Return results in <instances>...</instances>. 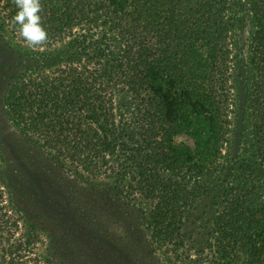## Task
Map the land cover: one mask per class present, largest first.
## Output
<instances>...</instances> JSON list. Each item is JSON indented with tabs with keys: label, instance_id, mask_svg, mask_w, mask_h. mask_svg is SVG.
Returning a JSON list of instances; mask_svg holds the SVG:
<instances>
[{
	"label": "trees",
	"instance_id": "trees-1",
	"mask_svg": "<svg viewBox=\"0 0 264 264\" xmlns=\"http://www.w3.org/2000/svg\"><path fill=\"white\" fill-rule=\"evenodd\" d=\"M41 4L48 42L29 48L12 23L13 0H0V26L25 47L27 62L5 92L21 133L36 139L75 182L90 186L88 194L101 206L111 204L115 212L135 204L139 231L170 259L264 264V194L256 195L251 178L260 168L252 164L240 166L242 184L220 186L210 214L197 217L200 247L184 229L222 167L233 33L245 12L253 23L251 140L264 168V0ZM183 134L191 141L177 142ZM38 237L35 224L23 228L19 206L0 185V264H42ZM132 246L136 256L124 248L120 264H152L153 250L141 242Z\"/></svg>",
	"mask_w": 264,
	"mask_h": 264
},
{
	"label": "rangeland",
	"instance_id": "rangeland-1",
	"mask_svg": "<svg viewBox=\"0 0 264 264\" xmlns=\"http://www.w3.org/2000/svg\"><path fill=\"white\" fill-rule=\"evenodd\" d=\"M252 30L251 16L245 12L233 33L232 105L228 139L220 159L222 167L210 179V192L185 222V231L194 232L195 246L200 247L203 241L196 227L200 223L197 217L210 214V202L220 186L242 184L237 177L242 164L260 168L251 179L256 195L264 194V168L255 157L248 108ZM24 50L25 47L9 34L5 26H0V185L8 198L19 206L23 228L36 225L39 231L37 250L42 264H120L126 257L124 248L129 257L136 256L138 250L134 248L136 246L131 247V243L139 242L141 248L144 245L154 251L152 264H192L170 259L149 242L145 232L137 227L139 211L135 204L119 210L115 208V212L111 210V204L106 203L111 209L101 206L88 194L90 186L75 182L74 177L64 172L36 139L21 133L5 106V92L11 76L27 62L22 57ZM176 141L191 139L183 134L177 136ZM107 233L109 243L104 238Z\"/></svg>",
	"mask_w": 264,
	"mask_h": 264
},
{
	"label": "clouds",
	"instance_id": "clouds-1",
	"mask_svg": "<svg viewBox=\"0 0 264 264\" xmlns=\"http://www.w3.org/2000/svg\"><path fill=\"white\" fill-rule=\"evenodd\" d=\"M16 6L12 23L18 27L19 36L29 48L43 47L48 42V33L41 22V0H13Z\"/></svg>",
	"mask_w": 264,
	"mask_h": 264
}]
</instances>
